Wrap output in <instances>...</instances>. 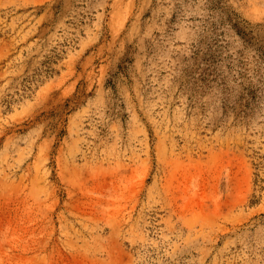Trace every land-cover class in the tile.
I'll use <instances>...</instances> for the list:
<instances>
[{
    "label": "rangeland",
    "instance_id": "374dc122",
    "mask_svg": "<svg viewBox=\"0 0 264 264\" xmlns=\"http://www.w3.org/2000/svg\"><path fill=\"white\" fill-rule=\"evenodd\" d=\"M0 264H264V0H0Z\"/></svg>",
    "mask_w": 264,
    "mask_h": 264
}]
</instances>
